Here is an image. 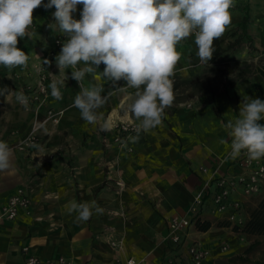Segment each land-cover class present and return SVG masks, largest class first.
Here are the masks:
<instances>
[{
    "label": "crops",
    "instance_id": "obj_1",
    "mask_svg": "<svg viewBox=\"0 0 264 264\" xmlns=\"http://www.w3.org/2000/svg\"><path fill=\"white\" fill-rule=\"evenodd\" d=\"M82 7L77 6L75 19L81 18ZM240 10L243 14L238 17L235 13ZM55 11V7L35 9L31 30L37 35L18 39L17 47L30 56L28 67L18 66L9 71L0 66L1 73L15 83L16 91L37 82L40 66L47 69L53 80L65 82L61 88L63 99H50L38 112L25 110L11 92L4 97L0 140L13 150V171L0 173V264H25L26 255L21 250L25 245L40 258L63 255L72 264H117L128 257L143 259L144 264H166L176 250L167 239L169 219L187 215L196 190L216 168L218 174L226 175L242 171L236 159L228 157L231 138L222 122L238 116L244 96L264 100V76L256 72L231 84L212 81L210 88H217L216 113L208 103L211 94L200 93L196 84L203 76L213 78L219 63L201 64L195 37L190 36L177 45L181 59L174 76L182 78V84H191L199 102L187 106L180 99L173 101L165 109L160 126L142 134L136 143L129 140L132 151L113 146L103 148L101 139H111L117 122H140L128 109L131 103L128 93L135 90L111 95L98 110L100 117L96 125L82 120L73 106L79 84L71 78V69L59 70L55 57L60 51L51 56L52 46L47 44H52V38L60 34L48 27L55 22L52 15ZM230 12L233 18L220 37V46L226 49L241 40L240 50L238 47L239 51L232 54L237 60L222 67L233 76L245 64L264 66V0H234ZM245 12L249 18L242 35L240 21ZM230 29L236 32L226 37ZM226 58L223 55L217 60ZM46 59L51 63L43 64ZM207 65L211 68L204 71ZM104 67L101 64L98 71L102 72ZM82 83L89 88L104 87L102 95L113 88L110 81L96 80L91 74H86ZM126 83L122 79L116 86L123 87ZM47 109L62 111L58 123L43 122ZM34 122L40 123V147L18 150L15 144ZM259 123L264 125V119ZM105 124L109 130H104L103 135ZM18 188L28 192L30 206L28 211L20 209L14 219L7 220L1 215L2 206ZM254 195L264 196V184ZM231 198L241 200L240 214L246 219L243 203L251 201L247 199L250 196H243L237 190ZM73 200L77 203L95 200L103 208V214H93L88 221L79 222L77 213H68L69 202ZM227 213L213 210L209 194L200 217L210 221V228L200 231L191 225L183 231L185 242L197 241L210 249L204 264H243L241 260L251 243L246 234L235 232L230 226H217ZM222 245H227V250L222 251Z\"/></svg>",
    "mask_w": 264,
    "mask_h": 264
},
{
    "label": "clouds",
    "instance_id": "obj_2",
    "mask_svg": "<svg viewBox=\"0 0 264 264\" xmlns=\"http://www.w3.org/2000/svg\"><path fill=\"white\" fill-rule=\"evenodd\" d=\"M78 5L83 6L81 18L75 19L73 13ZM233 5L234 0H0V66L9 71L28 67L30 56L17 47L18 39L37 35L31 30L35 9L55 7V22L48 27L66 38L55 61L59 70L71 69V78L79 84L73 106L82 120L96 125L98 110L111 95L134 89L128 93V109L140 124L137 135L128 139L136 143L141 131L147 133L162 124L165 109L173 103L172 77L181 59L177 45L194 36L200 63L209 64L216 51L214 40L231 24ZM101 64L105 65L102 72L98 71ZM86 74L110 81L112 90L102 95V86L84 87ZM65 78L68 79L66 73ZM122 79L126 85L117 87ZM64 86V80H53L48 86L51 96L63 99L60 89ZM6 92L7 88L0 89V95ZM10 94L29 110V97L23 91ZM262 119L264 100L244 96L238 116L222 122L231 138L229 158L235 160L242 154L249 161L264 158V125L259 123ZM103 130H109L107 124ZM12 157V148L0 140V173L13 171ZM73 212L77 213V221L86 222L93 214H103V208L95 200H73L68 213Z\"/></svg>",
    "mask_w": 264,
    "mask_h": 264
},
{
    "label": "built area",
    "instance_id": "obj_3",
    "mask_svg": "<svg viewBox=\"0 0 264 264\" xmlns=\"http://www.w3.org/2000/svg\"><path fill=\"white\" fill-rule=\"evenodd\" d=\"M65 39L62 34H56L52 38L51 56L56 51H61ZM37 72L38 78L36 83L26 84L19 89V91H23L29 97V110H33L34 112H38L50 99H55L51 96V89L48 87L53 81L51 74L42 66L38 67ZM61 114V110L54 111L47 109L43 122L50 120L56 124L59 122ZM138 125L139 123L135 121L116 124L117 138L121 139L135 134ZM39 129L40 123L34 122L31 129L17 141L15 147L18 150L27 151L34 148L32 147L33 144L39 145L41 142ZM236 163L241 167L242 171L226 175L218 174V168H216L211 173L210 178L196 190L187 210V215H174L169 219L167 239L173 244L172 246L176 250L173 254L169 255L166 264H204V261L210 255V249L202 246L197 241L185 242L183 237V231L191 225H194L196 217H200V211L209 194H211L213 210L215 212L218 214L228 212L225 220L231 224L239 225L245 221L240 214L242 210L241 200L238 198L233 199L231 196L237 190L243 196H251L259 192L261 185L264 184V158L258 161H249L242 154L236 159ZM200 169L206 172L205 167H201ZM29 206L30 197L28 192L24 188H18L2 206L1 215L7 220H12L17 216L20 209H26L28 211ZM221 249L222 251L227 250V245H222ZM21 250L26 255L25 264H72L63 255L43 259L30 253L29 247L26 245ZM117 264H144V260L128 257L119 260Z\"/></svg>",
    "mask_w": 264,
    "mask_h": 264
},
{
    "label": "trees",
    "instance_id": "obj_4",
    "mask_svg": "<svg viewBox=\"0 0 264 264\" xmlns=\"http://www.w3.org/2000/svg\"><path fill=\"white\" fill-rule=\"evenodd\" d=\"M249 14L248 12H245L243 15L241 21H240V28H241V34L245 31V22L248 21ZM243 35V34H242ZM243 37V36H242ZM240 35V38H242ZM221 39L214 40V47L216 49L212 60L210 61L213 64L219 63L217 60L219 57L223 56V54L226 52V50L229 48V45L226 49H223L220 46ZM214 69V77L210 78L207 76H203L202 80L197 82L196 86L200 93L208 94L210 93L211 96L208 97V103L211 105L212 109L218 113V110L215 106V99L214 95L216 93L217 88H210L212 81H218L219 84H231L233 81H240L247 77L249 74L252 73H260L262 76H264V66L255 67L251 64H245L242 67H238L236 70V73L232 76L230 75L226 70L215 67ZM15 83L10 81L8 78H6L0 71V89L7 88L9 92L16 91L15 90ZM176 86H173V89H175ZM19 91V89H18ZM4 93L3 95H0V115L3 112V103H4V97L7 93ZM210 221L201 219V217H196L194 220V227L197 230L200 231H206L210 228ZM217 226L224 227V226H230L231 229L238 233H243L246 235H264V197H262L259 202L256 204L254 208H252L249 212L248 218L245 219V221L239 225V224H231L227 220L218 221Z\"/></svg>",
    "mask_w": 264,
    "mask_h": 264
},
{
    "label": "rangeland",
    "instance_id": "obj_5",
    "mask_svg": "<svg viewBox=\"0 0 264 264\" xmlns=\"http://www.w3.org/2000/svg\"><path fill=\"white\" fill-rule=\"evenodd\" d=\"M235 9V8H234ZM234 12H232L233 14ZM243 11L240 10V12H236L235 14L238 15V17L242 16ZM235 14L233 16H235ZM241 14V15H240ZM233 18V17H232ZM236 32V30H227V35L226 37H231L234 36V33ZM240 42L239 41H234L232 47H229L226 52L223 54L225 56H227L226 59L219 61V67H224L227 66L229 63H231L234 59L237 60V58L233 57V53L234 51H239L240 50ZM48 45L52 46V44L49 42L47 43ZM239 47V50H237V48ZM229 53V54H228ZM50 61V60H49ZM211 63V62H209ZM204 65V64H203ZM213 67V64H212ZM209 67V65L205 66L204 71H206ZM209 75H213V74H209ZM193 78V77H192ZM189 79L191 83H193V79ZM173 79V86H176V88L173 91V96L174 99L173 101H178V99L184 101L185 103H187V106H190V104L192 103H198L199 99H198V95L196 94V92L194 91L193 87L191 86V84H182L181 80H183L182 78L180 79L179 77H172ZM187 80V79H184ZM189 82V83H190ZM215 83V82H214ZM215 85V84H214ZM121 122H132V121H121ZM138 122V121H135ZM120 122H117L116 124H119ZM140 124V122H138ZM116 124L114 125L113 128H115V133L114 135L111 137V139H106L103 138L101 139V143H102V147L103 148H109L111 146L118 148L119 150H129L132 151V147L129 145V137L135 136L137 135V133L125 137V138H117V134H116ZM101 133L104 135L106 133V131H101ZM145 132L141 131L139 133V136H141L142 134H144ZM264 197V196H262ZM260 197V195H254V196H250L251 201L246 200L243 203V208H244V212H246V219L248 218L249 212L252 208H254L256 206V204L259 202V200L262 198ZM248 236V241H250L251 245L250 247L246 250L245 252V257L243 258L242 263L243 264H264V235H260L258 237H254V235H247ZM257 236V235H255Z\"/></svg>",
    "mask_w": 264,
    "mask_h": 264
}]
</instances>
